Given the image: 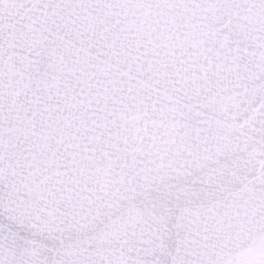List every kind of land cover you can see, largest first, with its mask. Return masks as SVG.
<instances>
[{
    "label": "water",
    "instance_id": "water-1",
    "mask_svg": "<svg viewBox=\"0 0 264 264\" xmlns=\"http://www.w3.org/2000/svg\"><path fill=\"white\" fill-rule=\"evenodd\" d=\"M17 2L28 9L0 4V187L10 194L0 259L109 264L118 257L114 240L98 239L91 224L60 232L54 220L80 188L162 150L171 113L146 111L143 98L196 79L207 56L236 41L256 51L264 10L259 0ZM262 196L259 181L244 193L256 211ZM201 237L190 238L189 259L205 251ZM225 253L264 264V232L255 225Z\"/></svg>",
    "mask_w": 264,
    "mask_h": 264
},
{
    "label": "snow or ice",
    "instance_id": "snow-or-ice-1",
    "mask_svg": "<svg viewBox=\"0 0 264 264\" xmlns=\"http://www.w3.org/2000/svg\"><path fill=\"white\" fill-rule=\"evenodd\" d=\"M258 7L264 10V0ZM242 45L207 56L191 82L175 80L144 97L146 111L171 113L165 147L77 190L69 210L54 220L56 230L91 224L98 239L117 245L109 264H238L225 249L257 224L264 232V196L258 211L244 197L253 181L264 184V40L256 51ZM9 195L0 187V213L8 211ZM201 234L205 251L189 259L190 238Z\"/></svg>",
    "mask_w": 264,
    "mask_h": 264
}]
</instances>
